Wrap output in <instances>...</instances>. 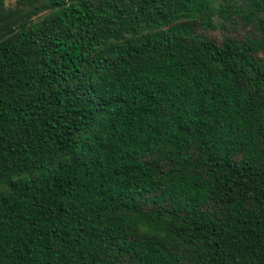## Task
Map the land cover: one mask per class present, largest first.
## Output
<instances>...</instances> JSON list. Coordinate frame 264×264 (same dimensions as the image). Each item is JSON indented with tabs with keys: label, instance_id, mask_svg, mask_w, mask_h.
<instances>
[{
	"label": "trees",
	"instance_id": "1",
	"mask_svg": "<svg viewBox=\"0 0 264 264\" xmlns=\"http://www.w3.org/2000/svg\"><path fill=\"white\" fill-rule=\"evenodd\" d=\"M0 264H264V0H0Z\"/></svg>",
	"mask_w": 264,
	"mask_h": 264
},
{
	"label": "rangeland",
	"instance_id": "2",
	"mask_svg": "<svg viewBox=\"0 0 264 264\" xmlns=\"http://www.w3.org/2000/svg\"><path fill=\"white\" fill-rule=\"evenodd\" d=\"M16 0H5L6 5H13Z\"/></svg>",
	"mask_w": 264,
	"mask_h": 264
}]
</instances>
